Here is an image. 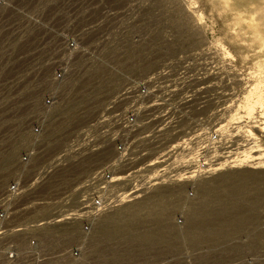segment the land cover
<instances>
[{
    "label": "rangeland",
    "instance_id": "obj_1",
    "mask_svg": "<svg viewBox=\"0 0 264 264\" xmlns=\"http://www.w3.org/2000/svg\"><path fill=\"white\" fill-rule=\"evenodd\" d=\"M138 83L148 93L142 101ZM125 109L134 111L128 126ZM263 114L264 0H10L0 11V195L18 180L28 186L51 162V174L20 203L58 191L66 214L19 237L11 231L31 225L30 215L33 224L59 216L37 207L31 212L39 214L0 220V264H264ZM86 128L136 129L130 149L147 136L141 151L152 150L140 165L110 167L113 144L73 154L71 141ZM158 129L168 140L153 150ZM164 152L176 156L140 197L73 212L88 201L96 172L109 166L115 179L146 163L149 176ZM259 155L262 167L237 165ZM159 193L170 196L154 217ZM22 204L11 203L9 213Z\"/></svg>",
    "mask_w": 264,
    "mask_h": 264
},
{
    "label": "built area",
    "instance_id": "obj_2",
    "mask_svg": "<svg viewBox=\"0 0 264 264\" xmlns=\"http://www.w3.org/2000/svg\"><path fill=\"white\" fill-rule=\"evenodd\" d=\"M9 1L10 0H0V11L3 9L5 10L9 6ZM65 73L66 72L61 69L59 70V72H55L54 80L56 82L62 81L64 79ZM136 92H137V98L139 100H143L148 94L143 84L142 85L139 84L137 86ZM54 103H55L54 99L48 98L47 100L48 107H52ZM125 111H126L125 112L126 114H123L122 116L125 117V120L127 121V126H128L133 121L132 119H130L132 117V114H131L132 111L127 110V109H125ZM162 130L163 129H158L156 131V134H160V135L156 136L155 139L157 140L160 139V140L155 142L156 147L153 146V150L154 149L156 150L164 149L163 143H164V140H166L167 138L164 137L165 135L162 133L163 132ZM36 132L39 133V130H37ZM135 132H136V129H109V130L86 129V130H83L81 131V133L79 132L75 136V138L72 140V145H74L73 154L78 155L80 153V150L83 147L87 151V153H85L86 155H92V154L97 153L103 147L105 146L108 147V145L113 144L117 157L115 161L110 165V167H112V165L115 163L122 164L128 167L132 166V164L140 165L146 158L148 150L150 151L152 150V148L148 150L146 149L145 151L142 152L141 149L144 148L143 142H146L147 136L146 137L139 136L138 141H141V143L138 146V150L137 151H134V149L131 150L130 148L135 144L136 140H130L129 136L131 134H134ZM119 133L121 134L119 135ZM32 154L33 153H28L27 155H25L23 160L26 162L30 161V157L32 158ZM173 154L175 153L174 152L159 153L158 157H156L155 160L151 163H153V165L156 167L159 165H162V166L159 167L158 169L159 171L149 176L145 174L146 173L145 169L147 167H151L152 164L146 165V163L141 165L139 168L130 169L124 177H118L115 179L109 176L110 170H107L109 166H107V169H103L99 172H96L90 179L91 182H89L90 184L88 185V189H87L88 191L86 193L88 197V201H84L86 204L84 203L83 206L79 205V207L75 210V213L82 211V210L84 212L89 211V213L90 212L96 213L102 210L105 211L109 209L110 207L113 208L116 205V203H118V202L114 203L116 198L119 199V201H122V200L131 201L135 198L140 197L141 196L140 194L145 191V190L143 191V188L153 187L154 185L158 183L157 181H156L157 183L155 182L156 177L160 176L161 174L166 173L167 166ZM50 169H51V162L43 164L41 168L36 171L35 177L33 178V180L30 182L28 186L23 187L20 184V181L18 180L10 184L8 188L5 190V192L0 195V209H3L2 212L0 213V220H2L3 222H7L10 219L13 222H15L18 215H20V213H23L24 211L30 212L32 214H39L38 212L52 213V214H57L59 216L57 218H51V219L39 222L38 224H33L34 222L32 221H34L35 215H30L29 224L31 225L27 226L20 222L18 224L20 226H16L11 231L14 237L21 236L23 233H25L24 231L33 232L32 230H34L35 228H40L44 224H49L51 222L59 223L65 219V216H61V215L64 213L66 214V205H65L66 196H65V193L63 194H61L60 192L56 193V191H54V193H51V195H47L43 199L42 198L40 199V197H38L37 199H34L33 201L29 203V206L23 205L22 207L18 208L12 213H9L8 211L9 210L8 207L11 203L15 204V206L21 205L22 202L20 203V199L23 196L30 194L32 191H34L37 188L38 185L44 183L46 178L51 174ZM186 175L187 173H184L183 176H186ZM97 179L101 180L100 187L97 185V181H98ZM119 182H123L125 185H128L129 187L128 190L124 187L122 188L116 187V185L119 184ZM78 202L80 203L81 201L70 200V206L71 204H76ZM37 207H39V209L37 210L38 212L37 211L31 212V210L33 211ZM2 233L4 234L3 231H0V240L3 239L1 237ZM37 243H38L37 239L33 238L31 240H28L27 248H29L30 251L32 252L33 250L36 251ZM17 246L18 245L16 244V242L12 244V248L14 249ZM13 259H14L13 255L10 254L9 260L12 261ZM36 259H37V256H34L33 260H36ZM12 262H14V260Z\"/></svg>",
    "mask_w": 264,
    "mask_h": 264
},
{
    "label": "bare ground",
    "instance_id": "obj_3",
    "mask_svg": "<svg viewBox=\"0 0 264 264\" xmlns=\"http://www.w3.org/2000/svg\"><path fill=\"white\" fill-rule=\"evenodd\" d=\"M190 4V3H189ZM66 72V71H65ZM54 75V74H53ZM53 82V81H52ZM56 83V82H55ZM58 83V82H57ZM193 83V82H192ZM139 84V83H138ZM142 84V83H141ZM126 87V86H125ZM50 90V89H49ZM53 90V89H52ZM131 90V89H130ZM54 92V91H53ZM52 93V92H51ZM56 93V92H55ZM127 94V93H126ZM119 95V94H118ZM123 95V94H122ZM135 96V95H134ZM124 97V96H123ZM130 97H132V96H130ZM139 100V99H138ZM130 101V100H129ZM140 101H142V100H140ZM44 102V101H43ZM134 104H135V102H134ZM56 105V104H55ZM120 105V104H119ZM135 106V105H134ZM129 110V109H128ZM131 110V109H130ZM137 110H138V108H137ZM133 111V110H132ZM120 112H121V110H120ZM134 112V111H133ZM60 114V113H59ZM67 114H68V112L67 111H64V112H62L61 113V115H64V117L66 118L67 117ZM115 114V113H114ZM264 115V114H263ZM101 116V115H100ZM115 116V115H114ZM117 116V115H116ZM120 116V115H119ZM122 116V115H121ZM136 116V115H135ZM141 116V115H140ZM104 117V116H103ZM102 117V118H103ZM99 118V117H98ZM260 118H261V116H260ZM263 118H264V116H263ZM97 119V118H96ZM120 119V118H119ZM124 119V118H123ZM100 120H102V119H100ZM39 123V122H38ZM113 124V123H112ZM132 124V123H131ZM244 124H246L245 122H244ZM126 126V125H125ZM134 126V125H133ZM253 126V125H252ZM255 126V127H254ZM253 127L254 128H258V127H256V125H254ZM87 127V126H86ZM97 127V126H96ZM127 127V126H126ZM112 128V127H111ZM123 128H125V127H123ZM40 129V128H39ZM87 129V128H86ZM99 129H101V128H99ZM107 129V128H106ZM240 129V127L239 126H236V127H234V130H236V131H238ZM258 129H260V131L261 132H263L264 131V129L263 128H258ZM78 130V129H77ZM80 130V129H79ZM83 130V129H82ZM140 130V129H139ZM156 130V129H155ZM78 132V131H77ZM139 132V131H138ZM141 132V131H140ZM76 133V132H75ZM79 133V132H78ZM146 133V132H145ZM247 133V132H246ZM29 134V133H28ZM27 134V135H28ZM143 134V133H142ZM248 134V133H247ZM246 134V135H247ZM30 135V134H29ZM42 135V134H41ZM133 135V134H132ZM138 135V134H137ZM74 136V135H73ZM237 136V135H236ZM138 137V136H137ZM166 137V136H165ZM238 137V136H237ZM248 137L249 136H245V133H243L241 136H239V138L240 139H242V140H244V141H246L245 139H248ZM32 138V137H31ZM68 138H69V136H68ZM134 138V137H133ZM250 138V137H249ZM238 139V138H237ZM236 139V140H237ZM168 140V139H167ZM173 141V140H172ZM72 142V141H71ZM151 143V142H150ZM65 144V143H64ZM139 144V143H138ZM35 145V144H34ZM67 146H69V145H67ZM148 146V145H147ZM231 147L232 146H227L226 145V147H225V150H226V154H227V156H226V158L231 154V152H229L230 150H231ZM31 148V147H30ZM34 148V147H33ZM239 148V147H238ZM254 148V147H253ZM45 149V148H44ZM66 149V148H65ZM63 150V149H62ZM82 150V149H81ZM229 150V151H228ZM70 151V150H69ZM73 151V150H72ZM71 152V151H70ZM84 152V151H83ZM257 152H259V151H255L254 153H257ZM30 153H31V151H30ZM225 154V155H226ZM112 155V154H111ZM83 156V155H82ZM51 157V156H50ZM65 157V156H64ZM95 157V156H94ZM108 157V156H107ZM111 157V156H110ZM230 157V156H229ZM73 158H74V156H73ZM53 159V158H52ZM68 160V159H67ZM61 161V160H60ZM70 162V161H69ZM227 162V161H226ZM70 164V163H69ZM231 164H233V163H231ZM231 164H229L228 165V167L229 166H231ZM242 164H244L246 167H248V168H252V169H255V168H259L260 166L262 167V158H261V156L259 155V156H256V157H251L250 158V161H248V162H245V163H241L240 162V164H237V165H242ZM40 165V164H39ZM105 165V164H104ZM63 166V165H62ZM160 166H162V165H159V166H157V167H160ZM232 166H236L235 164H233ZM36 168V167H35ZM58 169V168H57ZM61 169V168H60ZM210 170V169H209ZM31 171V170H30ZM197 171V170H196ZM206 171V170H205ZM206 173V172H205ZM209 173V172H208ZM58 174V173H57ZM90 174V173H89ZM189 174H192V175H190L189 177L191 178V177H194L195 176V171H191ZM211 174V173H210ZM209 174V175H210ZM199 175V174H198ZM201 175H203V174H201ZM88 178V177H87ZM184 178V177H183ZM190 178H189V180H190ZM33 179V178H32ZM185 179H187V178H185ZM49 180V179H48ZM47 183H48V181H46ZM83 184V183H82ZM201 184V183H200ZM9 186V185H8ZM7 186V187H8ZM74 189H75V187H73ZM80 188H81V186H80ZM7 189V188H6ZM72 189V188H71ZM70 189V190H71ZM73 189V190H74ZM78 189V188H77ZM85 189V188H84ZM82 190V189H81ZM77 191V190H76ZM58 191H56V193H57ZM70 192V191H69ZM73 192V191H72ZM43 194V193H42ZM166 195H167V193H165ZM162 195V193H159V194H157L156 195V197H155V208H156V210L154 211V213H153V215H154V217L156 216V217H159L160 215H161V210H162V208H165V205H167L168 203H167V200H168V197L170 196H161ZM154 196V195H153ZM81 198H83L82 196H80ZM42 198V197H41ZM145 198V197H144ZM74 199V198H73ZM79 200V199H78ZM170 200V199H169ZM139 202V201H138ZM154 202V201H153ZM171 202V201H170ZM77 204H79V203H77ZM80 204H82V203H80ZM84 204V203H83ZM23 205V204H22ZM132 205V204H131ZM130 207V206H129ZM167 207V206H166ZM73 208V207H72ZM71 208V209H72ZM77 209V208H76ZM122 209H126V207H124V208H122ZM37 210V209H36ZM67 210H68V208H67ZM73 212H75V211H73ZM151 212V211H150ZM77 214H79V213H77ZM103 214V213H102ZM64 215V214H63ZM93 215V214H92ZM151 215V214H150ZM90 217V216H89ZM7 223V222H6ZM5 223V224H6ZM6 233V232H5ZM9 233V232H8ZM47 234H50V235H53L52 234V232L50 231V232H48ZM147 232H143V235H144V237H142V238H145V237H147ZM5 235H7V234H5ZM1 237L2 238H4V234L2 233L1 234ZM2 243V242H1ZM6 244V243H5ZM27 244V243H26ZM25 253V252H24ZM19 254V253H18ZM10 255V254H9ZM14 256V255H13ZM15 257V256H14ZM8 261H9V259H8ZM21 264H22V262H21Z\"/></svg>",
    "mask_w": 264,
    "mask_h": 264
}]
</instances>
